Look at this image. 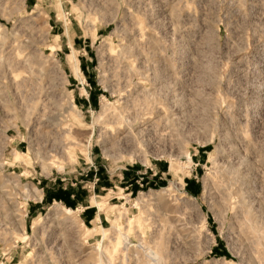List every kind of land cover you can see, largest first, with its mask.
Here are the masks:
<instances>
[{
    "label": "rangeland",
    "instance_id": "obj_1",
    "mask_svg": "<svg viewBox=\"0 0 264 264\" xmlns=\"http://www.w3.org/2000/svg\"><path fill=\"white\" fill-rule=\"evenodd\" d=\"M0 264H264V0H0Z\"/></svg>",
    "mask_w": 264,
    "mask_h": 264
},
{
    "label": "bare ground",
    "instance_id": "obj_2",
    "mask_svg": "<svg viewBox=\"0 0 264 264\" xmlns=\"http://www.w3.org/2000/svg\"><path fill=\"white\" fill-rule=\"evenodd\" d=\"M77 74H78V73H77ZM71 102H72V101H71ZM71 107H72L73 110L76 109L74 103H71Z\"/></svg>",
    "mask_w": 264,
    "mask_h": 264
}]
</instances>
